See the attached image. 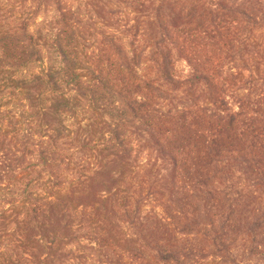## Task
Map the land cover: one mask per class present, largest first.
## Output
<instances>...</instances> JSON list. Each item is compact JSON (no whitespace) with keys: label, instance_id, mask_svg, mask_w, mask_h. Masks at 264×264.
I'll return each instance as SVG.
<instances>
[{"label":"trees","instance_id":"obj_1","mask_svg":"<svg viewBox=\"0 0 264 264\" xmlns=\"http://www.w3.org/2000/svg\"><path fill=\"white\" fill-rule=\"evenodd\" d=\"M118 2L0 13V264H264V0Z\"/></svg>","mask_w":264,"mask_h":264},{"label":"rangeland","instance_id":"obj_2","mask_svg":"<svg viewBox=\"0 0 264 264\" xmlns=\"http://www.w3.org/2000/svg\"><path fill=\"white\" fill-rule=\"evenodd\" d=\"M27 2L29 0H26ZM39 1V0H36ZM65 3H67L68 5L72 6L73 8H75L77 10L78 13H80L84 18H83V27H82V33L84 34L83 36V41H82V45L84 47H90L93 43V39H95L98 35L99 32L101 31H108L109 29H107V24L108 22L105 20L106 18V11H108V9L110 11H115L116 13H118L117 17H125V19H129L130 17H133V12L132 9L130 7H127L123 4H118V0H61ZM8 1L6 0H0V13L4 15H9L10 13H8L9 11H12L11 6L8 5ZM11 2V0H10ZM20 2V0H17V4ZM112 4V5H110ZM14 6L16 7V4H14ZM108 6V7H106ZM105 7V9H104ZM15 11H18L15 10ZM25 13L29 12H34V9L32 10L31 6L27 7L26 5V9L23 10ZM52 15V7L51 4L48 3L47 5H44L42 8L41 13H39L38 11V19L36 20L38 22V25L36 24L34 26V30L38 29L39 34L43 33L46 28H47V21L50 18V16ZM92 17V19H88L89 17ZM105 17V18H104ZM33 27V26H32ZM112 27V26H111ZM112 30V28H110ZM81 42V41H80ZM46 53L44 56H48L50 57L51 53L49 48L46 47L45 49ZM44 61H50L47 57H45ZM50 63V62H49ZM41 64V63H40ZM40 64H34L32 66H34L35 68L40 67ZM176 69L178 71L181 72H186L187 71V67L186 64L180 59V58H176ZM33 68V67H32ZM83 74L88 78L89 76L87 74H85V72H83ZM244 75V74H243ZM5 76L2 75L1 76V80H5ZM14 105H17V103L20 105V103L25 102L23 100V94L21 93L15 100L12 101ZM19 113V112H16ZM17 121H19V117L16 116L15 117ZM76 119L78 121H81V125H84L87 123V121L83 120L84 118H82L81 115H78V117H76ZM85 142V140H84ZM78 148H80V146H78ZM92 148L91 146H85L82 151L84 152H91ZM163 176L164 180L167 179V176L165 177V173L162 172L161 177ZM164 184V183H163ZM21 208V205H14L12 206V209L14 211H19ZM82 246H84V248H86V250H84L85 254L91 257V260L89 263L87 264H91L93 262L94 259V255L92 253H89L88 248H90V245H88L86 242L82 244ZM82 253V252H81ZM81 253H76L77 255L81 254ZM76 256V255H75ZM94 256V257H93ZM76 261L74 262V264H81L82 261H79L78 256L75 257ZM69 261L63 262L61 264H67ZM135 260H133L131 257H129V259H127V263L128 264H135Z\"/></svg>","mask_w":264,"mask_h":264}]
</instances>
